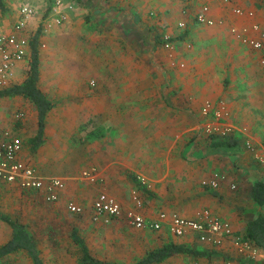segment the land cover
Returning <instances> with one entry per match:
<instances>
[{
    "label": "crops",
    "instance_id": "obj_1",
    "mask_svg": "<svg viewBox=\"0 0 264 264\" xmlns=\"http://www.w3.org/2000/svg\"><path fill=\"white\" fill-rule=\"evenodd\" d=\"M50 1L54 0H31L35 2L37 15L43 17V23L50 12ZM62 1L73 4V9L68 11L65 22L47 30V40L45 37L42 38L41 34L39 42L38 85L53 104L45 118L43 141L35 150H31L29 141L36 135L38 129L37 111L21 96L8 98H15L18 101L10 110L15 109V114L22 112V118L16 119L14 114L13 120L9 122L7 118L11 111L8 107L1 109L0 127L12 129V133L21 138V159L35 167L42 175L61 176L65 180V185L59 192L58 199L50 202L39 192L22 190L16 184L0 181V214L13 216L27 224L34 235L32 224L36 223L38 228L35 232L42 233L51 220L56 224L66 218L72 219L73 216L74 224L62 228L67 230L65 237L70 243L72 241L69 232L74 228L83 237L92 255L117 264H135L148 251L160 248L166 243L184 244L211 253L204 256L178 253L153 264H226L227 261L231 264H264V260L259 257L248 258V250L237 245L232 238L239 237L238 234L243 233L246 222L254 218L257 212L264 211L253 203L250 197L253 182L259 178L264 179V149L260 147L264 145V129H259L260 125L264 126V75L258 77L255 72L259 74L260 71H255L256 67L252 65H244L241 70L236 66H229L231 73L224 74L225 81L230 78L241 85L251 84L246 94L249 106L245 115L249 118L244 119L246 124H238L247 128L255 148H246L243 137L239 135L241 147L236 152L211 147L209 143L203 141L205 134L201 132L203 118L200 105L194 104L191 107L189 95L178 96L183 92H189V86L195 88L194 94L200 95L197 84L202 85L201 88L207 84L204 77L191 78L189 71L172 72V64L168 58L166 59L168 57L166 54L172 53L173 50L165 49L163 46L157 49L158 45L154 43L155 39L163 38L164 35L169 36L171 42L177 23L191 21L190 18L194 19L199 8L206 5L208 16L214 20L213 25L206 26L214 28L215 33L226 31L223 39L233 44L236 50H244L245 60H249V55L258 60L259 52L242 44L230 32V28L235 27L238 30L246 28L245 34L249 36L255 35L251 29L253 24L264 28V0H229L227 3L223 0ZM6 3L9 9L0 14V34H8L18 18V8L13 5L12 0H6ZM235 8H241L243 13L235 14L233 12ZM95 10L98 13L92 19ZM248 12L252 14L248 15ZM31 23L33 18L28 23L30 35L34 26V23ZM94 27L97 30H94ZM150 27L154 29V36L148 32ZM91 28L107 41L116 44L118 43L116 40H122L121 46H127L122 53H137L139 56L144 45L148 43L152 54L157 49L162 64L165 63L164 69L157 68V77L147 80L139 78V74L135 78L129 77L132 76L127 75L130 66L128 69L126 64L117 63L108 70H117L113 75L116 76L115 79L109 77L102 82L93 81L91 84L90 80H86V73L91 71L87 59L90 58L89 51L92 49L88 43ZM128 28L138 29L129 31ZM187 33L185 30V34ZM131 39L138 42L132 44L129 41ZM50 41L53 42L54 52L46 58L41 50L45 47V42ZM58 41L65 45V52L68 51L66 56L58 53L56 46ZM228 46L231 48V45ZM144 50L146 51V48ZM27 56L28 52L25 59L17 63L10 86L19 84L24 79L28 68ZM133 63L135 67L137 65H145L146 68L152 65L158 67L155 62L151 65L139 61ZM258 65L264 70L259 61ZM44 71H47L48 79L43 82ZM57 71L59 77L56 76ZM247 71L249 73L247 75L242 73ZM118 72H121V75L117 74ZM177 75L181 80H177ZM250 75L251 80L248 77ZM244 78L247 82L242 80ZM179 87L182 88L181 91H178ZM239 93L235 95L236 99L239 98ZM218 99L220 98L213 100ZM236 101L237 105L230 103L232 113L233 110H240L239 100ZM194 113L198 115L193 124L197 142L175 145L178 136L193 126L190 123V116L195 115ZM120 127L121 145L117 139L114 142L107 140V134H118ZM79 143L80 154H75L76 160L64 162L63 159L68 157L69 151H75ZM230 169L234 172L241 171V175L242 171L249 177L251 175V181L247 186L248 192L229 195L226 187L235 188L231 176L234 172L227 174ZM84 171H92L95 180L83 178ZM218 171H221L219 173L224 176V180L216 189L218 195L212 196L202 187L201 181ZM137 175L147 177L151 187L141 186ZM102 188L118 200L122 209V215L111 218L108 224L101 223L103 218L97 222L93 219L92 202L96 195L102 192ZM135 189L142 199V206L136 211L147 220H157L161 211L192 218L204 207L227 220L233 235L222 238L207 232L204 241L199 240L194 232L175 236L168 230L166 221H163L161 228L157 230L148 227L136 228L130 225L125 217L126 212L134 208L131 196ZM222 191L226 193L223 194ZM69 202L79 205L82 211L70 212L67 208ZM8 229L6 240L10 236L9 225ZM86 230L89 231L85 235ZM35 238L39 247L36 235ZM54 239L57 238L53 237L52 240ZM91 240H98L100 243L93 247V250L98 252L92 250L89 242ZM254 248L258 254L264 253ZM43 251L40 248L44 259ZM17 254L24 255L25 259L10 254L11 264H32L24 252ZM69 254L72 255L71 252ZM74 256L73 262L76 264L77 250Z\"/></svg>",
    "mask_w": 264,
    "mask_h": 264
},
{
    "label": "rangeland",
    "instance_id": "obj_2",
    "mask_svg": "<svg viewBox=\"0 0 264 264\" xmlns=\"http://www.w3.org/2000/svg\"><path fill=\"white\" fill-rule=\"evenodd\" d=\"M50 2L51 4L49 6H52L53 1H50ZM12 3L18 8V10L23 4H30L33 6L34 8V15L32 16L33 23H34L33 30L34 29L36 30V28L39 25H41L42 38L45 37V40H47L48 32L47 31L45 32L43 29V24H44L43 17L40 18L39 15H37V12H36L37 9L35 7V2H31V0H12ZM80 7L82 8L81 5ZM97 13L98 11L95 10L91 18L93 19ZM190 19L191 21H188L187 23L186 22L177 23L175 27V31L173 32L174 39L172 38L171 40L173 52L166 54V56H168L166 57V59L168 58L169 63L172 64V70H171L172 72L179 70L180 72L187 73L189 71L191 78L204 77L205 82L207 84H205L201 88L202 85L196 83L197 85H199L198 88H200V91L198 93L200 95L196 93L194 94L193 90L195 88L189 86L188 88L189 92L187 91L183 92L181 94H178V96L185 95V94L189 95L190 96L189 104L192 105L191 107H193L194 104L196 106L200 105L199 107H201L202 104L205 102V100H213L215 98H220L227 105V110L229 111L228 122H231L235 125H240L238 123L244 124L245 123L244 119L249 118V116L245 115L247 114L246 111L248 110L247 108L249 106V103L246 100V96H247L246 94H247V91L251 88V84H249L248 86L246 84L241 85V83L239 82L231 81L230 78H227L225 81L224 74L225 72H227L228 74L231 73V71L229 70L230 68L229 66H236L238 70H241L243 68L242 66L244 65H252L256 67L255 71L257 70L260 71L259 74L255 72V74L258 77H263L264 70L260 69L258 65V60L256 57L254 56L252 57V55H249L248 56L249 60L247 59L245 60L244 50H236L233 44H230L229 41H226L225 39H223L227 34L226 31L223 30L221 32L218 31V33H215V30H213L214 28H210L209 26L197 23L195 19H193V17ZM180 23H182V25H179ZM95 29L97 30V28L94 27V30ZM128 29L129 31L132 29L137 31L138 28H128ZM90 30L91 32L89 33L88 43H90V46H92L91 47L92 49H90L89 51L90 58H87V59L91 67L90 69L91 71H89L90 73L88 74L86 73V80L94 81L95 83L97 81L102 82V80H106L109 77L115 79L114 77L116 76H113V75L115 72H117V70H113V71H108V70L113 68V65L117 63L119 65L121 63H123L124 65L126 64L127 68L130 66L129 67L130 69L128 68L129 71L127 72V75L129 74L132 76H129V77L135 78L139 74V78H145L147 80H149V78L151 77L152 78L157 77V73H156L157 68L164 69L165 63L164 65L162 64V60H160L161 57L157 55L158 52L156 51L157 49H160V47H162L163 44L158 45L157 49L154 50L156 52V57H154L155 52L153 54L151 53L150 45L148 43L144 45L143 50L141 51V54L139 56L137 55V53L136 54L134 53L126 54V52L122 53V51L127 48V46L125 45L121 46L122 40H116L118 43L115 44L113 42H110V41H107L106 39L101 38L98 34H96V32H93L94 30L92 28ZM185 30L188 31L187 34H185ZM148 32L153 36L155 35L154 29H151V27L149 28ZM175 37H180V38L177 39ZM59 41H61V39ZM59 41L56 44L57 49L59 50L58 53L66 56V54H68V51L65 52V49H66L65 45ZM129 41L132 44L133 42H138L137 40H132V39ZM143 42H144V39H143ZM47 43H49V45ZM228 44L231 45V48L228 46ZM144 48H146V51L144 50ZM41 52L42 54L46 55L45 56L46 58H48L50 54L54 52L53 42L52 41L45 42V47L42 48ZM162 57L164 58V55ZM48 61L49 60H46V62ZM137 61H139L140 63L144 62L143 64H148V65H151L152 62H155L156 64H158V67H156L155 65L149 66L148 68H146L145 65H141V66L137 65V67H135V64L133 62H137ZM178 63L183 64V67H180V64L178 65ZM138 67L140 68V71H138ZM238 73H240V71ZM242 73L243 74L245 73V75L249 74L248 71L242 72ZM117 74L121 75V72H118ZM56 76L59 77L58 71L56 73ZM43 77H44L42 78L43 82L44 80L46 81L48 79L47 71H44ZM117 77H120V76H117ZM248 77L250 80L252 79L251 75ZM177 80L178 81L181 80V77L178 76ZM194 80L195 79H193V82H195ZM242 80L244 82H247L246 78ZM181 90L182 88L179 87L178 91H181ZM238 93H239V98L236 99L235 95H237ZM236 100H239V105H241L240 110L239 109L233 110L234 113H232L230 103L237 105L238 101ZM17 102L18 101H16L15 98L12 99L8 97H1L0 98V110L7 109V107L10 110V107H14L15 103ZM9 113L10 114L8 115L7 119L8 121L10 120L9 122H11L15 114V109H13ZM194 114L195 115L190 116L191 117L190 123L192 125L194 124L195 120H197V116H198L197 113H194ZM240 126H243V125H240ZM193 128H194V125L188 131H185L184 134H180L177 138L175 145L180 144V143L185 144V143L197 142L196 140L197 137L195 136ZM261 128L264 129V126L260 125L259 129ZM0 129H10V128H3L1 126ZM10 130L12 131V129ZM111 133L113 134V130L111 131ZM116 139L119 141V144L121 145V127L118 129V134H115V135H111L110 133L107 134V140H112L114 142ZM205 139L203 140L204 142H206ZM80 147H81V144L80 143L77 144L76 150L75 151L70 150L67 155L68 157H65L63 161L71 162L72 159L76 160L75 154L76 153L80 154V150H79ZM228 171L229 172H227V174H231L234 172L231 169ZM218 172H221V171H218ZM242 174L243 175H241V171L238 172L235 170V172L231 175L233 177L232 182L235 184V188L231 189L229 188V186L226 187L229 195L230 194L235 195L237 193L242 194L247 191L248 189L247 186L249 185V182L251 181L250 179L251 175L249 177L247 176V173H243V171H242ZM224 175L226 174L224 173ZM50 176L61 177L58 175H50ZM102 189H103L102 191L109 193L108 191L105 190V188H102ZM225 193L223 192V194ZM71 217L72 219L66 218V220H64L63 222L59 223L58 221V223L56 224H54L55 222L54 220H51V222L45 226L46 230L43 231L42 233L35 232L38 228L36 226V223L32 224L34 227V233L39 240L38 241L39 247L42 249V251L44 250L43 257L47 264H74L73 258H75L74 255L76 254V246L70 243V240L65 237L67 230L62 229V228H66L67 225L74 224L73 223L74 218L73 216ZM111 220H112L111 218H103L101 220L102 221L101 223L108 224L110 223ZM83 223H85V220H83ZM40 225L42 226V224ZM7 230H9L8 224H6L0 219V243L6 240ZM88 231L87 230L84 231L85 235L87 234ZM90 233H93V231H90ZM53 237L54 238L56 237L57 239L52 240ZM58 239L59 241H57ZM89 242L91 243L92 250H93V247H96L95 246L96 244L97 245L100 244L98 240H91ZM44 244H46V246ZM93 251L96 252L97 250H93ZM70 252L72 255L69 254ZM15 256L25 259V256L22 254H16ZM11 257L12 256L10 255L8 257L1 259L0 264H11L10 263ZM108 258L113 259L112 257H108ZM22 263H24V261H22Z\"/></svg>",
    "mask_w": 264,
    "mask_h": 264
},
{
    "label": "built area",
    "instance_id": "obj_3",
    "mask_svg": "<svg viewBox=\"0 0 264 264\" xmlns=\"http://www.w3.org/2000/svg\"><path fill=\"white\" fill-rule=\"evenodd\" d=\"M227 3L229 0H223ZM73 9V4L65 3L62 0H54L50 12L46 16L43 29L46 32L53 26L61 25L66 21L68 11ZM237 15H241V8L233 9ZM248 12V15H251ZM34 15V8L30 4H23L18 10V18L12 25L8 34H0V88L10 86L14 69L17 63L23 61L29 49L30 32L28 23ZM194 19L199 24L213 25L214 20L208 16V6L202 5L195 13ZM179 25H182L180 23ZM252 31L255 35H247L246 28L238 30L235 27L230 28L238 40L250 49L259 52V64L264 68V28L258 24L252 25ZM163 46L172 49L170 37L164 35ZM182 67L183 64H180ZM93 84V81H91ZM203 118L201 132L205 135H229L237 134L243 137L246 148L254 149L249 133L245 126L235 125L228 122L229 111L227 105L222 99L205 100L200 108ZM22 112L15 114L16 119H21ZM263 147L264 145H261ZM22 140L14 135L10 129H0V181L10 184H16L22 190L36 191L50 202L58 199L59 192L64 188L65 180L61 177L42 175L35 167L21 159ZM260 160V159H259ZM94 171V170H93ZM83 178L90 181L95 180L92 171H84ZM97 177V175H96ZM137 180L144 188H150L151 184L144 175H137ZM224 180V176L219 172H213L209 178L201 181L202 186L210 189H217ZM234 188V185L231 186ZM132 200L134 208L128 210L125 214L127 222L136 228L148 227L152 230L161 228L163 221L167 222L168 230L175 236H184L190 233H196L199 240L206 239V233L215 234L219 237H228L233 235L230 223L217 215L213 214L208 208L200 209L192 218H185L176 213H167L161 211L158 213L157 220L151 221L145 219L136 210L142 206V199L138 191H132ZM67 208L72 213H80L82 208L74 202H69ZM93 219L95 221L101 218H116L122 215V209L118 200L107 194L99 192L92 202ZM234 242L247 249V257L251 259L261 258L264 260V253L258 254L257 250L247 241H242L240 237H232ZM226 264H231L227 261Z\"/></svg>",
    "mask_w": 264,
    "mask_h": 264
},
{
    "label": "trees",
    "instance_id": "obj_4",
    "mask_svg": "<svg viewBox=\"0 0 264 264\" xmlns=\"http://www.w3.org/2000/svg\"><path fill=\"white\" fill-rule=\"evenodd\" d=\"M6 0H0V14H4L8 10ZM51 9V8H49ZM48 9V12H49ZM42 34L41 25L31 33L29 38L28 50V68L25 77L21 83L6 88H0L1 97L21 96L28 100L37 111V133L29 141L31 150H35L43 141V128L47 113L52 108V102L44 95L39 88L38 82L40 78L39 70V42ZM164 42L162 37L155 39L154 43L162 45ZM206 142L211 147L222 148L232 152H236L241 147L238 135H207ZM259 170V168H257ZM210 195L217 196L216 189H210L202 186ZM250 197L253 203L264 209V179H256L251 185ZM0 219L7 223L10 227V236L7 240L0 244V260L10 254L24 252L31 260L32 264H47L41 256L40 248L37 245L35 235L27 224H23L17 219L0 214ZM241 240L249 242L259 251L264 252V211H259L256 216L248 220L245 224L243 233L238 234ZM72 243L76 246L77 261L76 264H117L115 262L103 261L91 254L85 240L80 236L76 229L69 232ZM185 253L191 256L209 255L211 252H205L186 246L184 244L166 243L160 248L150 250L146 255L138 260L135 264H153L163 261L165 258Z\"/></svg>",
    "mask_w": 264,
    "mask_h": 264
}]
</instances>
